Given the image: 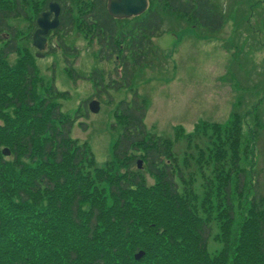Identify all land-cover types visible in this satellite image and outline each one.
I'll return each instance as SVG.
<instances>
[{
	"label": "trees",
	"instance_id": "1",
	"mask_svg": "<svg viewBox=\"0 0 264 264\" xmlns=\"http://www.w3.org/2000/svg\"><path fill=\"white\" fill-rule=\"evenodd\" d=\"M18 1L0 0V42L12 36L0 44V264H264V193L241 116L198 124L192 134L178 128L172 142L146 132L143 102L121 103L111 159L98 168L89 148L70 138L71 122L55 102L63 94L38 91L33 58L16 47L8 21L29 2L40 7L24 0L20 9ZM49 2L61 7V29L92 35L125 79L127 57L142 66L151 40L174 31L166 22L213 36L229 16L215 0H147L130 20L112 19L106 0H45L42 9ZM233 19L244 24V16ZM210 240L217 253H209Z\"/></svg>",
	"mask_w": 264,
	"mask_h": 264
},
{
	"label": "rangeland",
	"instance_id": "2",
	"mask_svg": "<svg viewBox=\"0 0 264 264\" xmlns=\"http://www.w3.org/2000/svg\"><path fill=\"white\" fill-rule=\"evenodd\" d=\"M236 1L215 0L225 14L229 12L223 28L214 35L217 39L200 37V32L189 27L166 22L165 30L174 29L173 34L166 33L153 40V48L159 53H155L156 57H148L146 63L150 62V65L138 70L134 68L129 88L108 89L97 99L94 96L98 92L90 79L91 73L97 70L103 73L104 85L110 80L120 82L121 72H115L114 58L99 61L94 53L97 45L88 47L83 35L75 29L63 39L68 45H74L72 51L78 53L73 61V55L68 59L64 57L61 50L56 49L55 41L50 39L48 46L54 48L56 55L36 60L37 68L44 82L68 94L61 99L60 109L74 119L71 137L89 146L98 168L111 159V147L118 135L112 128V113L119 101H130L133 96L130 90H135L147 103L144 121L147 131L162 138L174 140L175 130L179 127L185 134H192L197 124L223 126L236 111L241 115L243 134L247 140L250 137L249 127L253 128L256 117L259 123L255 136L256 173L260 176L259 190L264 193V28L257 26L259 23L252 16V5L248 4L256 1L259 3L256 9L264 11V0H241L243 5L239 9H236ZM236 14L238 17L243 15L244 24L251 28H233L232 32L231 19ZM260 19H264V13ZM29 21L14 20L10 24L22 36L30 31ZM29 42L26 48L34 54L36 51ZM13 61L14 58L10 57V63ZM69 69L77 77H69ZM86 99L100 101L98 113H85L82 106L75 120L76 111ZM174 145L181 160L185 141L181 138ZM147 181L153 183L149 177ZM200 182L201 179H198L196 185ZM215 233L212 229L213 236ZM219 249L218 243L209 241L210 254L217 253Z\"/></svg>",
	"mask_w": 264,
	"mask_h": 264
},
{
	"label": "water",
	"instance_id": "3",
	"mask_svg": "<svg viewBox=\"0 0 264 264\" xmlns=\"http://www.w3.org/2000/svg\"><path fill=\"white\" fill-rule=\"evenodd\" d=\"M50 12L54 13V20L51 23H47L48 14L43 15L42 19L38 21L42 31H38L35 38L39 34H46L50 29H54L57 26L58 8L56 5L49 6ZM146 9V0H108V13L116 19L129 18L131 16H138L142 14ZM34 45L38 50H42L43 41L35 40ZM91 112L96 113L98 106L96 103L89 105ZM3 155H9L7 150L2 152ZM142 256V253L135 255V259L138 260Z\"/></svg>",
	"mask_w": 264,
	"mask_h": 264
}]
</instances>
